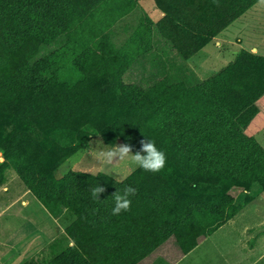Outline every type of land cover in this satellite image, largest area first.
Instances as JSON below:
<instances>
[{"label":"trees","instance_id":"trees-1","mask_svg":"<svg viewBox=\"0 0 264 264\" xmlns=\"http://www.w3.org/2000/svg\"><path fill=\"white\" fill-rule=\"evenodd\" d=\"M259 1L155 0L162 21L127 30L116 27L135 0H0V183L15 171L56 219H71L75 241L46 264H138L172 238L188 254L264 193V148L246 135L264 96V57L241 50L207 80L187 65ZM106 5L102 17L96 9ZM92 47L81 66L78 54ZM161 55L163 71L143 76L150 93L141 95L127 75ZM113 97L122 99L108 118L117 138L133 154L152 140L165 169L124 181L79 171L57 179L79 145L102 135ZM98 185L105 191L94 200ZM126 186L137 190L131 210L113 215V195Z\"/></svg>","mask_w":264,"mask_h":264},{"label":"crops","instance_id":"crops-1","mask_svg":"<svg viewBox=\"0 0 264 264\" xmlns=\"http://www.w3.org/2000/svg\"><path fill=\"white\" fill-rule=\"evenodd\" d=\"M135 1L136 4L131 9L132 13L129 19L123 21L121 26L117 25L116 28L126 25L127 30H130V27L136 29L139 22H135V18L133 19L135 14L137 19L144 15L154 24L161 22L165 17V13L159 10L155 0ZM261 1L263 0L243 13L210 44L188 60L189 66L197 76H199L198 73L206 70L205 59H208L209 54L205 53L203 59H196L209 45H213L216 57L217 55L230 57L228 65L234 61L241 50L264 57V4L261 5ZM100 10L104 11L102 17H108L110 10L108 5L96 9L98 12ZM244 17L242 29L239 24ZM137 23L138 25H134ZM141 24L140 18V26ZM161 56L166 57V55ZM170 57L173 58L174 55ZM164 62L167 61H162L159 64L163 65ZM170 64H173V61ZM256 105L258 114L246 129V134L255 138L264 147V96ZM3 161L2 153H0V162ZM7 171L0 183V264H46L74 247L75 241L68 233L71 219H65L63 215L56 219L24 184L23 186L17 185L16 177L8 175ZM63 176H56V178L61 179ZM263 195L264 193L243 208L233 220L218 229L221 231L230 226L229 224H235L237 242L231 247H235L234 249L239 252L234 253L233 264H264V218L256 224L251 221L252 215L249 216V213L245 212L246 208L261 200ZM154 253L138 264H148Z\"/></svg>","mask_w":264,"mask_h":264},{"label":"rangeland","instance_id":"rangeland-1","mask_svg":"<svg viewBox=\"0 0 264 264\" xmlns=\"http://www.w3.org/2000/svg\"><path fill=\"white\" fill-rule=\"evenodd\" d=\"M263 4L264 0L261 1V5ZM136 16L137 15L135 14L133 19L135 18V22H139V24L140 18L142 23L144 22V20L148 21V19L144 15L139 19H137ZM244 20L245 17L239 24L241 28L243 27L241 25ZM134 25H138V23ZM92 49L93 51L95 50V48L93 47L89 49L86 48V50H81L78 54L82 58L81 62L83 64H81V66L83 65V67H86L88 62L91 63V54L89 53V51ZM205 53L209 54L208 59H205L206 64L204 67L206 70L202 73H198V77L203 80H207L208 78L219 72L222 68L226 67L231 60L230 57H220L218 55L216 57V52L213 45H209L203 52V54L199 55L196 60L203 59V55ZM137 56L139 57V59H141L139 55ZM166 60V57L163 58L162 56H159V61H161V63L162 61ZM147 63L148 62H146L145 65L141 63L146 68L145 70L144 68L139 71H135V69H133L132 71L130 70V73L127 75V81L129 82L128 84L135 87L136 90L144 96L149 94L150 91H148L149 88L146 87L147 82H144V80L142 79L143 76H147L146 73H151V75L149 76L155 78L163 71L162 64L157 65V63H155L152 65ZM187 65L188 67H190L188 63ZM167 67L168 65L165 68ZM121 100L122 99H119V97H113V99L104 101L105 111L103 114V124H108V118L112 113L116 112L114 110V107H116L117 103H119ZM114 119H112V121ZM117 136L118 133L116 129H114L111 126V123H109L102 131V135L92 136L85 146L79 145L76 153L57 170L56 176H63L70 171H79L94 175L98 173H104L117 181H124L130 175L139 171L140 168L132 166L130 162H114L112 164H109L100 156L98 152V150H102L98 149V143H102L104 147H112L114 145L124 144V142L121 139H118ZM7 174L14 175V177H16L17 179L16 184L23 186V183L12 169H9L7 171ZM240 191L241 189L238 188L232 189L229 194L235 198L238 197ZM245 212L246 214L249 213V216L252 215L253 219L250 218L252 222L258 224L259 221L264 218V195L261 200L256 201L252 206L246 208ZM229 225L230 226L221 231H218L220 227L217 228L215 231L216 233H213L212 237L207 236L202 238L198 243V246L188 254H184L172 238L164 242L159 246L157 250H155L153 257L148 264H233L234 253H238L239 250L234 249L235 247H231L232 244L237 242V237H235V224L231 223ZM230 249H232V251H230Z\"/></svg>","mask_w":264,"mask_h":264},{"label":"clouds","instance_id":"clouds-1","mask_svg":"<svg viewBox=\"0 0 264 264\" xmlns=\"http://www.w3.org/2000/svg\"><path fill=\"white\" fill-rule=\"evenodd\" d=\"M100 156L109 164L114 162H130L132 166L139 167L146 172L159 173L163 171L167 164L166 154L157 148L156 144L149 139L141 141V148L135 154L132 152V147L129 144L114 145L112 147H104L102 143H98ZM105 189L101 186L92 188L91 195L94 200H99V195ZM136 188L126 186L123 192H116L113 195L115 206L112 209L113 215H119L122 212L131 210L130 197L136 195Z\"/></svg>","mask_w":264,"mask_h":264}]
</instances>
